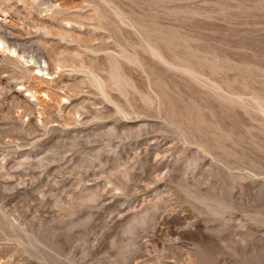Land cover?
Instances as JSON below:
<instances>
[{
    "label": "rangeland",
    "instance_id": "rangeland-1",
    "mask_svg": "<svg viewBox=\"0 0 264 264\" xmlns=\"http://www.w3.org/2000/svg\"><path fill=\"white\" fill-rule=\"evenodd\" d=\"M0 264H264V0H0Z\"/></svg>",
    "mask_w": 264,
    "mask_h": 264
}]
</instances>
